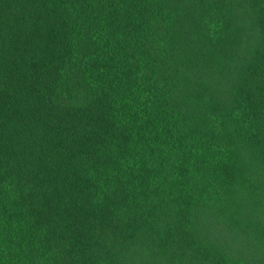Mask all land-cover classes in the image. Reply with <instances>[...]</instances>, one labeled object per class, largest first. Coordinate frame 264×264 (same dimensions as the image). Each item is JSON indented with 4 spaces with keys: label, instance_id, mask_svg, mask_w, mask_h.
Returning <instances> with one entry per match:
<instances>
[{
    "label": "trees",
    "instance_id": "trees-1",
    "mask_svg": "<svg viewBox=\"0 0 264 264\" xmlns=\"http://www.w3.org/2000/svg\"><path fill=\"white\" fill-rule=\"evenodd\" d=\"M0 264H264V0H0Z\"/></svg>",
    "mask_w": 264,
    "mask_h": 264
}]
</instances>
